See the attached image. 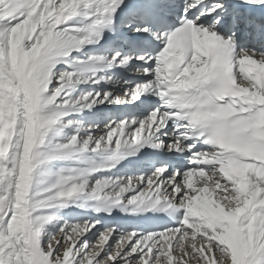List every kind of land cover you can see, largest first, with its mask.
I'll use <instances>...</instances> for the list:
<instances>
[{
    "label": "snow or ice",
    "instance_id": "6c2138e0",
    "mask_svg": "<svg viewBox=\"0 0 264 264\" xmlns=\"http://www.w3.org/2000/svg\"><path fill=\"white\" fill-rule=\"evenodd\" d=\"M0 264H264V0H0Z\"/></svg>",
    "mask_w": 264,
    "mask_h": 264
},
{
    "label": "bare ground",
    "instance_id": "6f19581e",
    "mask_svg": "<svg viewBox=\"0 0 264 264\" xmlns=\"http://www.w3.org/2000/svg\"><path fill=\"white\" fill-rule=\"evenodd\" d=\"M73 55H75V53H74ZM100 107H101V110H102V111H104V112L111 111V112H113L114 114H117V113H119V112H121V111H124V109H122L121 106L111 107V106H103V105H102V106H100ZM100 128H101V131L98 132V133H96L97 135H100V134L103 133V131H104V126H103V124L100 125ZM66 211H67V210H66ZM89 215H90V213H89ZM124 221H126L125 224H127V225L134 224V221H132V220H124Z\"/></svg>",
    "mask_w": 264,
    "mask_h": 264
},
{
    "label": "rangeland",
    "instance_id": "374dc122",
    "mask_svg": "<svg viewBox=\"0 0 264 264\" xmlns=\"http://www.w3.org/2000/svg\"><path fill=\"white\" fill-rule=\"evenodd\" d=\"M60 235H61V233H59V232L56 233L57 238H59Z\"/></svg>",
    "mask_w": 264,
    "mask_h": 264
}]
</instances>
